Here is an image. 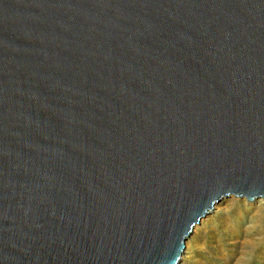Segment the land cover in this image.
<instances>
[{
  "label": "water",
  "instance_id": "1",
  "mask_svg": "<svg viewBox=\"0 0 264 264\" xmlns=\"http://www.w3.org/2000/svg\"><path fill=\"white\" fill-rule=\"evenodd\" d=\"M264 198V0H0V264H178Z\"/></svg>",
  "mask_w": 264,
  "mask_h": 264
},
{
  "label": "rangeland",
  "instance_id": "2",
  "mask_svg": "<svg viewBox=\"0 0 264 264\" xmlns=\"http://www.w3.org/2000/svg\"><path fill=\"white\" fill-rule=\"evenodd\" d=\"M179 264H264V198L223 199L194 227Z\"/></svg>",
  "mask_w": 264,
  "mask_h": 264
},
{
  "label": "bare ground",
  "instance_id": "3",
  "mask_svg": "<svg viewBox=\"0 0 264 264\" xmlns=\"http://www.w3.org/2000/svg\"><path fill=\"white\" fill-rule=\"evenodd\" d=\"M185 250V249H184ZM184 252V251H183ZM183 254V253H182ZM182 256V255H181ZM180 260H181V257H180V259H179V262H180ZM179 262H178V264H179Z\"/></svg>",
  "mask_w": 264,
  "mask_h": 264
}]
</instances>
